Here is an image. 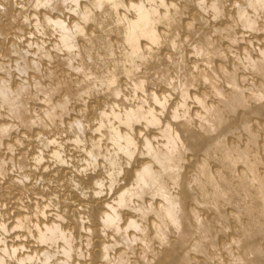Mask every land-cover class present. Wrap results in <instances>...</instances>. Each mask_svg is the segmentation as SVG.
Masks as SVG:
<instances>
[{
	"label": "bare ground",
	"instance_id": "1",
	"mask_svg": "<svg viewBox=\"0 0 264 264\" xmlns=\"http://www.w3.org/2000/svg\"><path fill=\"white\" fill-rule=\"evenodd\" d=\"M0 264H264V0H0Z\"/></svg>",
	"mask_w": 264,
	"mask_h": 264
}]
</instances>
